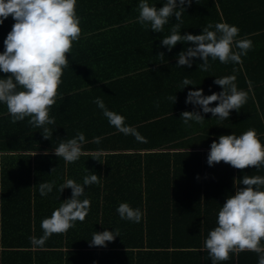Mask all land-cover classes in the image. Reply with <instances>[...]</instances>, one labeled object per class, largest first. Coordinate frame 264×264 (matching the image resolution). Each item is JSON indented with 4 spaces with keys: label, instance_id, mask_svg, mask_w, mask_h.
Returning a JSON list of instances; mask_svg holds the SVG:
<instances>
[{
    "label": "trees",
    "instance_id": "1",
    "mask_svg": "<svg viewBox=\"0 0 264 264\" xmlns=\"http://www.w3.org/2000/svg\"><path fill=\"white\" fill-rule=\"evenodd\" d=\"M202 1L212 5L203 8L192 2L186 6L182 16L183 23L188 22L186 27L198 15L209 23L224 19L247 36L264 31V7L255 6L258 9L250 13L241 7V20L231 17L229 7H218L220 0ZM138 4L139 0H77L82 32L68 54L60 95L49 112L55 118L54 125H47L51 139H44L43 129L32 127L29 118L12 123L6 106L0 103V264H212L203 244L216 226L226 196L234 194V183L244 175L264 176V166L241 171L223 161L207 164L210 144L218 142L220 135L254 129L264 144L260 96L264 65L242 69L248 55L247 59L242 56L241 63L209 59L211 67L205 72L197 66L202 62L199 58H193L191 67H179L177 55L166 53L165 63L160 62L153 55L161 51H157L161 44L152 38L141 36V48L133 38L117 43L113 37L134 28L116 20L138 15V8H132ZM166 25L171 29L172 23ZM8 32L2 30V35L0 31V52ZM227 75H235L238 89L248 93L239 112L231 110L227 120H220L203 113L199 105L185 103L190 89L201 88L204 95L219 93L222 89L213 81ZM5 77L0 72V78ZM184 78L194 85L180 89ZM172 95L174 103L168 100ZM96 97L122 115L125 124L144 139L111 126L93 102ZM193 110L200 111L205 120L185 125L180 113ZM77 132L85 136L82 150L86 154L66 163L53 150ZM95 137L101 138L99 143L94 142ZM169 144L189 150H160ZM198 146L205 148L194 150ZM90 172L100 176V183L86 186L80 198L91 202L85 220L76 222L66 234H53L42 248L33 245L30 237L42 235L41 221L71 197L70 188L59 194V185L67 179L82 184ZM51 181L56 182L52 192L42 197L39 183ZM122 202L142 211L139 223L119 217L116 209ZM105 229H119L120 237L106 246H90L93 232ZM236 256L237 264H258V254L251 251L232 254L220 264H234Z\"/></svg>",
    "mask_w": 264,
    "mask_h": 264
},
{
    "label": "clouds",
    "instance_id": "2",
    "mask_svg": "<svg viewBox=\"0 0 264 264\" xmlns=\"http://www.w3.org/2000/svg\"><path fill=\"white\" fill-rule=\"evenodd\" d=\"M191 3L192 0H165L157 8L154 4L150 5L148 0H139L137 22L160 33L170 18H175L170 35L163 37L160 44L168 51L177 43L190 44L177 54L176 65L179 67H191L193 58L202 61L197 66L205 72L211 67L209 59L223 64L241 63L242 56L247 55L253 45L250 39H236L239 28L235 25L209 23L200 34L181 35L182 16L186 6ZM76 6L77 0H0V24L9 16L14 20L0 52V72L6 74L5 78H0V103L6 106L12 123L29 118L28 123L32 127L43 129L41 134L44 139L52 138V131L47 125H54L55 118L49 112L60 95L63 70L69 66L68 54L82 32ZM156 56L165 63L163 52H158ZM235 81V75L216 77L213 83L219 85L222 91L204 95L201 88L190 89L185 103L199 105L203 113L227 120L231 110L239 112L248 100V93L238 89ZM186 85H194V82L184 78L180 89ZM168 100L174 103L176 97L169 96ZM93 102L117 131L134 135L138 140L144 139L125 124L122 115L109 110L100 97ZM213 102H217L214 107L210 106ZM180 118L185 125L189 121L202 124L205 120L201 112L195 110L182 111ZM100 140V137L94 138L96 143ZM85 142L83 132H77L75 137L60 142L53 151L66 163H74L86 154L82 150ZM221 161L241 171L249 167L260 169L264 166V144L254 129L240 135H220L218 142L213 140L210 144L207 164L213 166ZM55 183H39L40 195L43 197L51 193ZM99 183L100 176L90 172L83 178L82 184L73 179L60 184L57 189L59 194L63 189L70 188L71 197L61 201L51 215L41 221L42 235L39 238L30 237L31 243L42 248L53 234H66L76 222H83L91 202L87 198H80L86 186ZM234 187L235 193L227 195L219 208L216 226L209 231L203 248L212 264L228 261L232 254L238 255L243 251L257 253L258 264H264V176L244 175L238 183H234ZM116 211L121 219L134 223H139L143 216L139 208H132L126 202L120 203ZM117 236L119 229L93 232L90 246H106V242L114 241Z\"/></svg>",
    "mask_w": 264,
    "mask_h": 264
},
{
    "label": "crops",
    "instance_id": "3",
    "mask_svg": "<svg viewBox=\"0 0 264 264\" xmlns=\"http://www.w3.org/2000/svg\"><path fill=\"white\" fill-rule=\"evenodd\" d=\"M200 1L201 0H193L192 2H193V5H197V6H200L203 8L210 7L212 5L208 2H205V1L200 2ZM164 2H165V0H164ZM164 2H163V0L148 1V3L150 5L154 4L157 8L161 7ZM226 6L230 8V12L233 14V16H231V17H234V19L239 18L242 20V16H241L242 13L240 12L238 14V10L241 9V7L244 8V10H246L247 13H250L253 10L258 9V7L259 8L264 7V0H220V5L218 7H226ZM249 6H252V7H249ZM255 6H258V7H255ZM129 8H131V7H129ZM132 8H134V11H136L138 8V5H133ZM137 17H138V15H134V16H130V17L126 16L124 19L116 20V21L124 22L125 24H128L129 26H131L132 29L134 28L133 30L123 31L120 34V36L113 37L115 40H117V43H119V40H120V42H123V41H126L128 38H133L134 41L137 42V48H141L142 45H140V43H139V39H142L141 36H143V39L152 38L156 41H161L160 36H164V35L166 36L167 34L171 33V29H169L167 25L164 26L162 32H160V33L153 32V31H151L150 26L146 27V26H142L140 23H138ZM197 21L205 22V21H209V20L204 19L201 16L194 15V17L192 18V20L190 22L191 25L186 27L188 25V22L183 23V26H181V29H180V33L181 34L191 33L193 35L200 34V32L202 31V28H203L202 25L207 24V23L209 24V22L201 23L199 25L192 24V23H195ZM223 21H224V19H222V22ZM175 22L176 21H175L174 17L170 18L169 23L173 24ZM13 23H14V20L12 19L11 16H9L7 19H5L3 24H0L1 34L3 35L2 30L4 32L10 31V27L12 26ZM210 23L211 24L213 23L215 25L216 21L210 22ZM245 38L250 39L252 41L253 47L247 52V55L249 56L248 59H247V55H244V57H246V59H247V64L241 65L242 69H244L247 66L249 67V69L252 68L254 65H251V64H260V65L262 64V66H263L264 61L262 63H259L258 61H262L264 58V31H257V32H254V33L248 35V36L243 32H239V35L237 36L236 39H245ZM181 43H183V42H181ZM186 45L187 44L183 43V45L178 46V43H177L175 46L172 47L171 51H168V50L166 51V50H164L163 46H161V47L157 48L158 49L157 51L161 50L160 52H163L164 54L169 53V55H171V56H176L179 52H181L182 50H185ZM234 50L238 51V49H234ZM257 53H258V55H256ZM156 55L157 54H155L153 56L157 57ZM256 56H258V60L256 59ZM146 69H148V68H146ZM260 96H261V102H264V88L260 92ZM186 148L187 147H185V146H178V145H174V144H169L168 146H165L160 150L179 152V151L186 150ZM204 148H205L204 146H202V147L198 146V147H195L194 150L195 149L203 150ZM143 152L144 151L142 150L141 154ZM234 262H235L234 264H237V262H238L237 256L235 257Z\"/></svg>",
    "mask_w": 264,
    "mask_h": 264
},
{
    "label": "built area",
    "instance_id": "4",
    "mask_svg": "<svg viewBox=\"0 0 264 264\" xmlns=\"http://www.w3.org/2000/svg\"><path fill=\"white\" fill-rule=\"evenodd\" d=\"M237 186L242 187V185H237ZM235 190H236V189H235ZM235 190H234V193H235Z\"/></svg>",
    "mask_w": 264,
    "mask_h": 264
}]
</instances>
